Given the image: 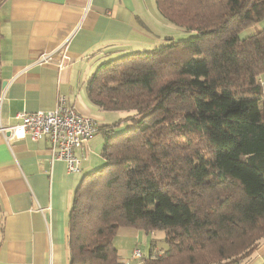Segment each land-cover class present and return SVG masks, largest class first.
Returning <instances> with one entry per match:
<instances>
[{"label": "trees", "instance_id": "16d2710c", "mask_svg": "<svg viewBox=\"0 0 264 264\" xmlns=\"http://www.w3.org/2000/svg\"><path fill=\"white\" fill-rule=\"evenodd\" d=\"M185 39L101 62L85 80L108 124L105 162L76 187L69 264H120L119 228L164 231L138 264H239L264 237V0H155ZM110 127V128H109ZM99 128L98 130H100Z\"/></svg>", "mask_w": 264, "mask_h": 264}, {"label": "crops", "instance_id": "0c3cea01", "mask_svg": "<svg viewBox=\"0 0 264 264\" xmlns=\"http://www.w3.org/2000/svg\"><path fill=\"white\" fill-rule=\"evenodd\" d=\"M262 28L264 17L248 34ZM173 31L155 0H0V92L5 88L0 127L19 122L17 112L52 109L64 96L68 106L101 128L75 150L78 172L51 158L46 135L8 144L0 131V264H69L75 190L85 174L105 162L102 146L113 122L108 111L89 101L85 80L101 62L164 44L166 36L174 39ZM62 46L68 58L61 67L56 65L59 57L35 62L42 52ZM258 82L264 95V71ZM127 229L130 235L140 233ZM152 250L150 246L148 257ZM130 255L123 259L118 254L119 262L140 263ZM239 264H264V238Z\"/></svg>", "mask_w": 264, "mask_h": 264}, {"label": "built area", "instance_id": "2783aa9c", "mask_svg": "<svg viewBox=\"0 0 264 264\" xmlns=\"http://www.w3.org/2000/svg\"><path fill=\"white\" fill-rule=\"evenodd\" d=\"M58 54V55H56ZM59 57L58 67L63 65V60L68 58L66 47L62 46L47 52H42L35 60L38 64H45L54 61ZM5 96V88L0 92V102ZM15 117L19 119L14 125L1 126L6 142L21 139L26 136L37 139L40 135H46L50 142L51 158L61 160L69 172L80 171V158L75 150L83 145L99 126L90 116L79 114L66 104L64 96H59L54 108L48 110H38L33 112L20 111ZM131 258L140 259L139 248H134Z\"/></svg>", "mask_w": 264, "mask_h": 264}, {"label": "rangeland", "instance_id": "374dc122", "mask_svg": "<svg viewBox=\"0 0 264 264\" xmlns=\"http://www.w3.org/2000/svg\"><path fill=\"white\" fill-rule=\"evenodd\" d=\"M173 26H174V31H173L174 36L173 37L175 40L185 39L189 37L188 35L190 34L188 32H193V35L196 33L195 30L186 29L184 27H180L175 24H173ZM248 31L249 30L247 29L241 31L240 33L241 37L243 33L245 35L248 34ZM160 45H163V44H160ZM108 113L112 116V119H113L112 123H114L115 121L121 120V122L115 126L117 130L131 126L132 123L130 122V120L126 118V116L131 115L133 113V110H110L108 111ZM129 232L130 231L127 228L119 229L117 230L115 237L113 239L114 240L113 243L115 242V246H117L118 248V254L123 259L128 258L130 255V252L132 253V250L134 248H139L140 252L143 253L144 255L143 258H140V260L138 259L141 262L143 261V259H145L144 257H148V251H149L150 246L153 248L152 250L153 257L163 253V251L167 247L166 242L164 241L165 233L162 230H152L150 232H145L144 230H140V233L137 236L130 235ZM260 240H262V238ZM239 262L241 263L240 260ZM120 264H124V263L120 261Z\"/></svg>", "mask_w": 264, "mask_h": 264}]
</instances>
